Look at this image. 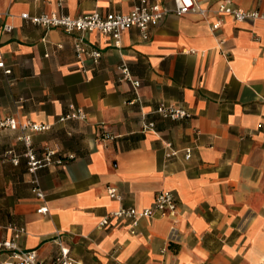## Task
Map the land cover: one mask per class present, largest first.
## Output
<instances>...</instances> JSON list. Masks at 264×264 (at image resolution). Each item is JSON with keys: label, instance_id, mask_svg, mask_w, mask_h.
Listing matches in <instances>:
<instances>
[{"label": "crops", "instance_id": "1", "mask_svg": "<svg viewBox=\"0 0 264 264\" xmlns=\"http://www.w3.org/2000/svg\"><path fill=\"white\" fill-rule=\"evenodd\" d=\"M223 1L202 2L206 15L169 14L147 40L136 28L120 46L87 33L103 53L96 62L78 58L76 34L22 14L128 13L133 0H0V120L50 125L32 133L34 146L64 158L33 174L25 133L0 130V240L13 237L12 224L25 228L19 245L46 262L61 234L78 264H264V21L221 16ZM234 3L264 9V0ZM124 64L139 86L123 79ZM161 104L192 117L166 119ZM73 107L87 118L60 121ZM144 119L156 131L144 130ZM168 142L177 156H167ZM35 178L45 198L33 191ZM164 190L176 195V215L137 224L112 216L101 226L122 207L153 206ZM11 263L0 252V264Z\"/></svg>", "mask_w": 264, "mask_h": 264}, {"label": "built area", "instance_id": "2", "mask_svg": "<svg viewBox=\"0 0 264 264\" xmlns=\"http://www.w3.org/2000/svg\"><path fill=\"white\" fill-rule=\"evenodd\" d=\"M134 5L130 12H109L102 13L94 11L92 13L82 16H71L66 14L42 13L38 15H31L29 12L22 14V18L36 25H40L46 28H60L70 34H76L74 39V46L76 55L78 58L83 59L88 57L98 62L103 53L101 50L93 47L87 38V33L101 32L110 36L116 46L121 45V39L123 34L130 29H139L143 39L150 38V28L163 21L169 14L175 13L177 15H185L191 12H198L202 15H206L209 12V8L204 7L202 2L207 0H172L173 5H167L163 0H133ZM63 3V0H60ZM217 13L221 16L230 15L236 21H264V9H245L236 6L234 0H224L216 9ZM221 27V21L212 24V29L217 30ZM6 31H12L11 25H5ZM0 66H4V62L0 63ZM123 79L132 82L135 86L140 85V81L134 80L129 67L124 64L121 66ZM10 72V70H7ZM166 119H185L192 117V113L182 106H166L161 104L157 110ZM87 114L83 109L73 107L72 111L60 118V121H66L71 119H86ZM145 118V117H144ZM144 130L156 131L154 122H149L146 119L143 121ZM50 125L38 123L34 121L20 122L17 118L9 116L0 120V130L3 129H21L25 134L23 141L26 145L25 157L28 159L29 171L36 174L37 171L51 163L61 164L64 160L63 157L56 158V152L54 150L47 149L43 154H38L33 140L32 133L42 132L50 129ZM167 156L174 157L179 154V150L175 149L173 143H167ZM13 154L14 163L19 162L18 155L14 150L9 151ZM73 157V156H71ZM186 159L192 157L191 149L187 150ZM33 191L39 198H45V192L41 188L38 179H34ZM109 192L112 197H117V189L114 187L109 188ZM40 213H47L49 208L42 206L39 210ZM178 211V203L176 195L171 190H164L160 192L155 200L153 206H149L143 209L136 207H122L113 215L106 216L101 221V226L109 224L110 218H130L135 224L139 219L144 217H154L156 215H176ZM9 228L14 231V235L10 239L0 240V252H6L11 259V264H78V261L72 256L69 247L64 245L61 234L55 237V242L59 246V251L51 261H43L39 257L37 250L25 249L18 243V239L26 232L25 228L10 225Z\"/></svg>", "mask_w": 264, "mask_h": 264}]
</instances>
